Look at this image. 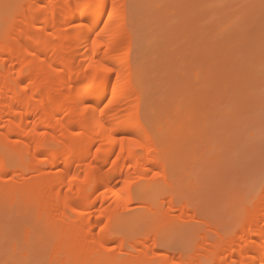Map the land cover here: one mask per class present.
<instances>
[{"label":"bare ground","instance_id":"obj_1","mask_svg":"<svg viewBox=\"0 0 264 264\" xmlns=\"http://www.w3.org/2000/svg\"><path fill=\"white\" fill-rule=\"evenodd\" d=\"M5 1L6 18L16 17L17 23L8 20L5 27L2 24L5 30L0 31V205L17 204L15 209L11 207L13 214L19 205L27 213L22 220L28 217L30 222L38 217L39 225L43 224L40 230L49 239L45 242L52 245L48 251L56 253L58 245L65 243L66 258L59 264H148L139 259L117 260L106 252L109 248L101 246V238L114 233L110 206L133 201L132 175L140 173L143 163L154 159L155 164L165 157L167 131L175 124L171 131H178L176 137L180 135L186 126L181 110L188 111L191 104L184 107L188 103L183 97L181 104L178 92L177 99H169L171 109L166 107V111L180 117V130L172 114L168 116L172 121L168 130L153 129L143 119L142 96L146 90L142 82L133 79L124 54L125 0H22L18 9ZM35 20L37 25L33 24ZM152 134L156 144L151 142ZM5 142L8 152L2 148ZM23 159L25 168L37 173L2 183L7 174L15 175ZM155 186L151 181L135 192L142 204L139 206L146 210L142 214L151 224L146 225L150 231L141 237L142 244L145 238L157 236L160 222L170 220L166 209L161 211L164 201L155 200L159 191ZM171 198H166L169 210ZM175 204L181 210L186 208L185 204ZM2 206L0 209L5 210ZM11 209L7 208L10 213ZM30 212L34 218L29 217ZM242 214L250 215L251 221L239 224L234 236H218L213 243L202 241L199 251H185L184 259L175 263L201 264L202 258L206 264H264V199L254 201ZM28 221L24 219L27 225ZM20 222L24 223L21 218ZM32 222L29 224L35 225ZM94 226L97 234L92 231ZM143 227L140 229H146ZM121 235L126 244L133 243V234ZM94 243L100 248L93 250Z\"/></svg>","mask_w":264,"mask_h":264},{"label":"rangeland","instance_id":"obj_2","mask_svg":"<svg viewBox=\"0 0 264 264\" xmlns=\"http://www.w3.org/2000/svg\"><path fill=\"white\" fill-rule=\"evenodd\" d=\"M8 2L16 5L11 8L18 9L23 1ZM5 4V0H0V31L9 23H17L16 17L6 18ZM123 22L127 30V36L123 37L124 54L133 79L142 82L146 90L145 97L142 96V103L146 104L142 105L145 122L153 129L168 130L172 111L168 114L166 110L171 109L169 99H177V92L181 94L178 99L185 97L188 103L182 104L181 99L184 107L191 104L192 113L188 108L187 118L185 110H181L184 113L181 115L186 116H181L186 118L182 124L186 126L177 137L178 131L174 134L171 131L175 124L166 130L169 134L168 138L165 134L168 139L165 157L162 155L155 164L154 159L147 160L149 164H142L141 174L132 175L133 201L110 206L114 233L101 238L100 244L109 248L106 252L117 260L176 264L184 259V253L197 251L202 241L213 243L218 236L220 239L228 234L234 236L239 224L248 225L251 221L250 215L242 214L243 210L264 199V0H125ZM33 24L37 25L38 20ZM172 117L177 128L182 125L180 117ZM152 136L151 142L156 144V136ZM5 143L2 148L8 152L9 145ZM20 163L14 173L18 177L7 174L2 183L37 173L25 168L24 159ZM151 181L159 190L155 200L164 201L161 211L166 209L170 220L167 224L160 222L157 236L145 238L142 244L141 237L150 231L146 226L150 219L144 217L146 210L140 207L135 192ZM166 196L172 197L173 205L169 208L173 210L168 209ZM174 201L186 208L181 210ZM1 205L5 210L0 209V264H59L66 258L65 243L58 245L56 253L48 251L52 245L45 242L48 236L40 230L43 224L39 225L38 217L32 219L35 225H31L28 217L23 216L22 220L21 216L27 213L19 205L14 214L11 207L15 209L13 206L17 204ZM122 205L128 210L123 211ZM32 212L29 217L34 215ZM20 218L28 221V225L22 224ZM95 227L92 231L97 234ZM24 230H31L32 234ZM124 233L134 235L131 245L123 239ZM99 248L93 244V250ZM200 261L207 263L202 258Z\"/></svg>","mask_w":264,"mask_h":264},{"label":"snow or ice","instance_id":"obj_3","mask_svg":"<svg viewBox=\"0 0 264 264\" xmlns=\"http://www.w3.org/2000/svg\"><path fill=\"white\" fill-rule=\"evenodd\" d=\"M113 7H115V5H113ZM109 19H111V16H109ZM97 42L96 41H93V44L95 45ZM106 71H112V69H106ZM115 95V90H114V93ZM109 103H111V101H109ZM130 143H134L136 144L138 147H142L143 145H140L138 141H130Z\"/></svg>","mask_w":264,"mask_h":264}]
</instances>
